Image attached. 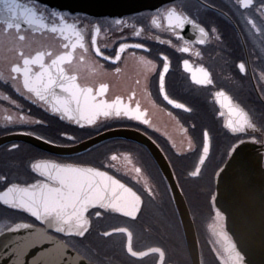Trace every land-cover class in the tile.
<instances>
[{"label": "flooded vegetation", "instance_id": "flooded-vegetation-1", "mask_svg": "<svg viewBox=\"0 0 264 264\" xmlns=\"http://www.w3.org/2000/svg\"><path fill=\"white\" fill-rule=\"evenodd\" d=\"M21 2L44 13L49 29L53 24H59V20L51 15L53 10L64 13L69 23L75 21L81 29H86L85 43L89 52L85 53L80 48L75 50L76 59L72 65H64L68 74L76 75L82 86L98 89L101 83L107 84L105 98L109 101L120 96L127 102L134 92L133 107L139 101L142 110L147 109L152 126L123 116H111L101 117L95 125L80 127L73 121L61 119L58 114H52L47 105L33 103L27 98L31 94L23 89L22 75L12 73L11 68L15 65L23 67L21 52L26 57H34L38 52H51V56H45V63H50L56 56L70 50L64 48L68 41L49 29L34 31L22 24L17 32L0 25V138L41 137L38 139L44 142L52 141L49 144L70 148L116 128L141 132L160 148L174 172L194 221L202 264H206V249L224 264L217 254L220 251L226 260L218 237L220 225L226 231V224L221 211L222 218L217 219L216 216L219 209L215 203L216 172L232 154V147L239 145L241 140L257 143L264 156V0H252L247 9L241 6L240 0H172L152 9L124 15H92L62 10L37 0ZM172 7L208 31L204 45L197 43L200 38L198 29L188 26L183 34L190 42L191 51L183 53L179 49L185 46L184 40H178L168 30L163 16L160 17L161 27L152 25L157 9L164 12ZM115 18L125 19L126 25L112 24ZM97 23L101 26L97 46L105 56L114 59L121 43H141L149 51L129 48L117 63L97 57L91 45L93 26ZM137 30H141L139 37L135 36ZM20 35L25 36L24 41L19 40ZM161 54L168 57L170 65L165 75V90L169 98L184 104L190 111L173 107L160 94L159 74L164 63ZM81 56L84 57L82 62ZM141 56L152 61L150 72L148 66L140 62ZM185 59L194 68H206L211 74L212 84H195L183 67ZM241 62L245 64V73L238 68ZM34 71L38 72L39 68L34 67ZM221 90L232 98L234 104L248 112L256 126L254 130L230 132L226 127L230 119L228 110L221 107L215 96ZM21 116L41 123H20ZM205 130L210 137V151L200 174L192 176L203 154ZM113 154L119 157L118 161L112 162L116 168L107 166ZM125 156L131 159V164L127 163ZM45 159L107 171L141 196L140 212L135 219L104 209H100L101 216L96 217V210H90L91 227L84 237L86 247L82 244L84 238L68 239L51 232L88 260L97 264H127L122 262L126 256L134 264H157L159 253L153 252L142 258L129 254L125 233H114L110 237L103 235L116 228H127L132 233L133 250L141 252L160 248L165 253L163 264H192L172 188L145 144L124 137H110L77 153H57L27 141H8L0 145V192L14 183L27 186L43 180L44 177L35 173L31 165ZM135 167L141 168V173L137 174ZM148 188H151L152 195L148 194ZM19 221L40 225L28 213L0 203V231Z\"/></svg>", "mask_w": 264, "mask_h": 264}, {"label": "snow or ice", "instance_id": "snow-or-ice-1", "mask_svg": "<svg viewBox=\"0 0 264 264\" xmlns=\"http://www.w3.org/2000/svg\"><path fill=\"white\" fill-rule=\"evenodd\" d=\"M240 4L247 9L252 4V0H240ZM51 15L59 20V24H53L49 29V25L45 22L44 13L39 12L34 6L22 3L21 0H0V25L6 26L7 29H15L17 32L21 30L22 24L29 26L34 31L49 29L52 33H58L60 37L68 41L64 44V48L70 50L56 56L50 63H45V56H51V52L47 54L38 52L34 57H26L23 52L20 53L23 58V67L15 65L11 68V72L22 75L23 89L31 94L27 98L33 103L40 102L47 105L52 114H58L61 119L73 121L80 127L95 125L101 117L108 118L111 116L127 117L151 127L152 123L148 118L147 109L142 110L139 101L133 107L134 92L128 97L127 102L120 96L109 101L105 98L108 91L107 84L101 83L98 89L82 86L77 82L76 75L68 74L64 65H72L73 60L76 59L75 50L80 48L85 53L89 52V47L85 43L86 29H81L75 21L69 23L62 12L53 10ZM161 16L166 21L168 30L178 40H184L185 46L179 49L181 52L190 53L191 51L190 42L183 34L188 26L198 29L200 36L197 40L198 44L204 45L206 43L205 37L208 36V31L199 26L190 16L177 11L175 7L164 12L157 9L156 15L151 21L153 26L161 27ZM111 23L121 26L126 25L127 22L125 19L115 18ZM100 33L101 26L97 23L93 26L91 45L95 55L103 57L104 60L117 63L121 60V55L129 48L149 51L141 43H121L113 59L105 56L101 48L97 46V37ZM140 35L141 30H137L135 36L139 37ZM19 40L24 41L25 36L20 35ZM161 43L170 44L171 41H161ZM196 55L199 56L200 53L197 52ZM79 59L82 62L84 57L81 56ZM161 59L164 63L163 70L159 74L160 94L173 107L190 111L184 104L169 98L165 90V75L169 72L170 65L167 56L161 54ZM140 62L148 66L149 72L152 70V61L141 56ZM34 67H38L39 71H34ZM183 67L190 74L191 80L195 84L200 86L212 84L211 74L203 66L194 68L190 65V61L185 59ZM238 68L241 73L246 72L243 62L239 63ZM116 71L119 72L120 69L117 68ZM16 90L20 91L19 88ZM215 96L218 98L217 102L220 103L221 107L228 110L230 119L227 121L226 127L231 133H245L249 129H255L256 126L248 112L234 104L232 98L224 91L216 92ZM220 114L223 115L224 113L221 112ZM8 119L11 120L10 117ZM19 122L24 124L41 123L40 121H31L24 116L19 117ZM203 138V154L200 156L199 165H204L210 151V137L207 130L204 131ZM67 139L74 140L75 138L67 137ZM45 142L52 143L49 140H45ZM243 143L245 141L241 140L240 144ZM13 147L17 146L13 145ZM238 147L239 145H234L232 152L234 153ZM118 159V155H111L107 166L116 168V164L112 162L118 161ZM124 159L131 164V159L128 156H125ZM31 167L35 173L44 179L27 186L14 183L0 192V203L14 210H22L28 213L41 225L37 228L32 224L19 223L10 229L13 233L19 232L21 229L28 230L26 236H22L19 240L4 247L5 253H8L7 258L13 260V264H28L25 259L28 252L34 247H43L45 243H51L55 245L58 251L63 252L67 245L64 241L50 235L51 232L62 234L68 239L84 238L91 227L89 213L92 209L96 210V217L101 216L100 209L112 210L133 219L140 212L141 196L107 171L76 163H58L50 159L39 160L33 163ZM134 171L139 174L141 168L135 167ZM200 171V167L197 166L191 175L197 176ZM147 191L149 195H152L151 188H148ZM216 216L217 219H221L223 216L219 209L216 211ZM114 233L127 235V251L133 257H144L149 254L148 252L133 250L132 233L127 228H116L104 232L103 235L110 237ZM218 236L224 244L225 264H244V257L237 250L236 244L228 238L222 224ZM150 251L159 253L161 264H163L164 252L160 248H153ZM60 264L63 262L61 261Z\"/></svg>", "mask_w": 264, "mask_h": 264}, {"label": "water", "instance_id": "water-1", "mask_svg": "<svg viewBox=\"0 0 264 264\" xmlns=\"http://www.w3.org/2000/svg\"><path fill=\"white\" fill-rule=\"evenodd\" d=\"M37 1L73 12L92 15H124L152 9L172 0ZM110 137L133 139L145 144L150 149L172 188L192 264H202L194 221L186 199L175 179L174 172L160 148L141 132L130 128H116L105 131L70 148L58 147L32 136L1 137L0 145L8 141L18 140L30 142L52 152L77 153ZM198 166L201 169L202 165L198 163ZM215 203L225 216V232L231 242L236 244L237 250L244 257V264H264V156L257 143L245 141V143L239 144L237 150L234 153L232 152L229 158L218 169L215 176ZM19 223H28L34 225V227H40V225L30 222L19 221L0 231V264H13V260L7 258L8 253H5L4 247L28 234V230L26 229H21L16 233L10 231V229ZM50 235L62 240L52 233ZM64 243L67 245V248L63 252L58 251L55 245L45 243L43 247L37 246L32 248L25 259L28 264H60L61 261L63 264H97L86 259L65 241ZM222 246L224 251L223 242ZM141 252L153 253L150 249ZM157 264H161L160 257Z\"/></svg>", "mask_w": 264, "mask_h": 264}, {"label": "rangeland", "instance_id": "rangeland-1", "mask_svg": "<svg viewBox=\"0 0 264 264\" xmlns=\"http://www.w3.org/2000/svg\"><path fill=\"white\" fill-rule=\"evenodd\" d=\"M82 244L85 245V247L87 246V241H86V238H84V241H82ZM177 250V249H176ZM179 252V251H178ZM172 253H175L176 254V251H173L172 250ZM217 254L220 256V258L223 260L224 264H225V258H224V255L223 253L221 254L220 251H217ZM122 262H125L127 264H130V263H133V261L130 259V258H126V256H124V258H122ZM134 264V263H133Z\"/></svg>", "mask_w": 264, "mask_h": 264}, {"label": "trees", "instance_id": "trees-1", "mask_svg": "<svg viewBox=\"0 0 264 264\" xmlns=\"http://www.w3.org/2000/svg\"><path fill=\"white\" fill-rule=\"evenodd\" d=\"M206 255V264H221L219 261H217V259L215 258V256L210 252V250L206 249L205 252Z\"/></svg>", "mask_w": 264, "mask_h": 264}]
</instances>
